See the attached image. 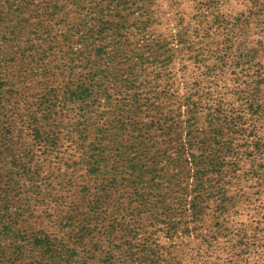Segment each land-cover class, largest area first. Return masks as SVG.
Wrapping results in <instances>:
<instances>
[{"label":"rangeland","instance_id":"374dc122","mask_svg":"<svg viewBox=\"0 0 264 264\" xmlns=\"http://www.w3.org/2000/svg\"><path fill=\"white\" fill-rule=\"evenodd\" d=\"M98 1L97 7V0H89L94 7L79 15L71 6L61 13L49 0H33L36 10L30 13L27 1L25 17L31 15L36 38H11L9 17L0 29V59L6 56L9 70L24 79H6L7 87H25L30 97L17 111L6 102L13 113H0V188L11 193L5 199L13 201L14 191L25 192L24 201L32 204L27 213L38 216L46 202L67 194L69 183L75 191L85 190L91 185L89 163L95 155H107V130L122 124L123 151L139 158L141 173L135 183L115 182L127 209L112 245L134 237L135 249L154 248L146 264H216L226 246L247 234L250 242L238 259L264 264V0ZM71 27L87 34L90 65L63 79L57 75L60 63L84 51L77 38L67 43L60 37ZM186 45L190 50L183 49ZM196 54L200 63L194 65L189 58ZM79 73L86 82L97 74L96 85L108 89L112 103L102 99L93 105L90 99L70 104L66 91L79 81ZM156 73L160 77H152ZM163 90L172 95L171 105L179 104L177 131L159 130L172 124L168 102L159 108L155 100L162 116L148 113L145 105L133 114V92L158 97ZM53 92L58 95L51 118L56 131L45 130L57 141L48 142L45 155L36 147L30 116L47 118L53 103L45 96ZM143 122L154 124L148 130ZM164 150L165 155L159 154ZM23 168L37 174L23 176ZM195 194L201 202L196 217L190 206ZM39 202L44 203L33 205ZM7 206L15 210L17 205ZM219 206L227 210L220 216ZM23 219L28 220L27 214ZM92 235V253L83 260L99 264L109 248L96 232Z\"/></svg>","mask_w":264,"mask_h":264},{"label":"trees","instance_id":"16d2710c","mask_svg":"<svg viewBox=\"0 0 264 264\" xmlns=\"http://www.w3.org/2000/svg\"><path fill=\"white\" fill-rule=\"evenodd\" d=\"M27 1L30 3V13L36 10V3H34L33 0H13V2H11V0H0V29H5L3 24L6 18L9 17L12 29L9 33L11 38L35 37L33 29L36 27L34 26V22L30 20L32 17L31 15H29V18L31 17L30 19L25 17ZM49 1L52 2L53 5L59 6L61 13L65 12L64 8L67 6L74 7L73 11H75L77 15L86 7H94L92 4H89V0ZM100 3L101 2L97 0V7ZM212 4L217 5V3ZM130 5L132 6L134 4L131 3ZM76 14L74 15L76 16ZM35 25L37 24L35 23ZM86 35L87 34H82L79 29L74 30L73 27L60 35L67 43L75 42L72 39L77 38L78 42L83 43L84 51L80 53H77L78 51L72 52L68 62L60 63L59 73L57 74L59 77L64 79L65 76L68 75L74 78L75 76L73 73L74 70H76L75 68L86 70L89 67V45L86 42ZM10 42L11 50L15 49V43L18 41L15 40L14 42ZM183 49L190 50L188 45H186V47L183 46ZM4 57L6 56H1L0 59V80L2 81L0 84V113L4 111L5 113L12 114L14 110L17 111V109H21L30 97L27 95L28 90L25 87L17 88L15 85L13 87H7L6 79L18 80V82L21 83L24 82V79L20 74L16 72L13 73L12 70H9L10 67L6 64V59ZM64 58V54L60 55L58 57L59 62H62ZM189 59L194 65L200 63L199 54L191 56ZM163 61V59L157 60L158 63ZM129 65L134 64L130 63ZM68 69L72 75L68 74ZM131 70L133 71V69ZM131 75L134 77V74ZM79 76V81L73 83L71 90L68 89L66 91L67 99L70 104H85V102L90 99H92L93 105L99 103L102 99H105L108 105L112 103L113 96L108 89L104 88L102 85H96L95 78L98 76L97 74H95L90 81L87 80V82L81 79V73H79ZM152 77H160V75L156 73L153 74ZM255 82L258 84L262 83V81ZM57 97L58 95L55 92H53L52 95L45 96L49 103H53L52 108L48 109L46 112L47 118L45 120H41L40 116L37 114L30 116V118L33 119V130L36 134V147L38 149H43L42 152L45 155L48 142L52 143L57 141V137H54L55 134H47V132L50 133L49 131H56V126L53 124L51 118L54 114V102L57 101ZM169 97H172V95H167L165 90L160 92L158 97L154 96V92L135 91L129 98V101L130 104L134 106V115L137 114L136 111L140 106L145 105L148 113L159 116H162L163 113L156 107V104L160 108L162 103L168 102V107L172 106V108L168 109V113H174V115L170 117L172 124L168 127L160 128L159 130L172 132L178 130L175 116L177 115L179 104L174 102V104L171 105ZM155 100L157 102L156 104ZM6 102H12L13 111L5 108ZM195 103L196 102L192 103L193 111L196 109ZM119 113H121V110ZM122 115L124 114H119V117H123ZM8 117L9 116H4L5 119ZM1 119L3 118L0 117V130L2 129ZM192 120L193 118H190L189 122L193 125ZM3 122L5 127L7 121ZM153 124L154 122H143V126L147 127L146 129L148 130L153 127ZM7 128H9L8 124ZM123 131L124 127L122 124H118L115 128H111L110 126L109 130H107L108 138L105 139V151L107 155H95L96 158H98L89 163V170L92 169V178L89 180L91 185L89 187H86L85 190L75 191L73 183H69L66 191L67 194L60 197V200L46 202L44 205V202L33 204L34 206L35 204L43 205L42 208H44V211L50 212V214L44 211L38 216H35L33 212L27 213L30 211L32 204L29 201H24L26 199L25 192L14 191L15 193L12 194L10 198L13 201H7L5 198L11 193L9 194L7 190L0 188V264H76L77 260L79 261L78 264H89L83 260V258L92 253L91 243L93 241L92 234L94 232L99 236V241L105 242L106 247L109 248V252L100 259L99 264H146L144 263L145 261L155 256L154 248L152 247H145V251L142 249H135L134 246H132V242L135 239L134 237L133 241H121L119 245H112L113 234L119 229V226H121L120 222L124 218L127 209L125 198L115 182L118 180L124 182L131 180L135 183V179L138 174L141 173L139 158L135 155L128 158L130 152L125 153L123 151L121 139ZM159 154L165 155L166 151L164 150ZM213 164L217 167L220 163L213 162ZM22 171L21 175L23 174V176H28L29 178L30 175L33 177L37 174L35 171H32V174H30L29 170L26 168H23ZM100 175L107 176L108 180L106 181L104 177H99ZM196 176L197 180L201 179L199 171H197ZM86 184L88 186L87 181ZM45 197H47V194L43 195V198ZM198 197L199 196L195 194L192 204H190L191 213H193L195 217L200 213L198 205L201 202ZM72 198L74 199L71 200ZM10 202L16 203L17 206H15V210L8 208L7 205L10 204ZM47 203L53 204V208H47ZM226 212L227 210H225L223 206H219L218 216ZM24 214H27L28 220L23 219ZM28 215L34 219L33 222L31 221L32 219L29 220L30 217H28ZM155 216L156 219H159L160 214L156 213ZM103 229L104 231L100 232V230ZM249 242L250 238L248 239L247 234L242 238H238L235 243L224 248L226 252L216 264H245L242 259L238 258L243 256L247 248L246 245ZM210 244L209 240L205 242V246L207 247H209ZM214 246H217V244L214 243ZM126 257L133 258V260H128Z\"/></svg>","mask_w":264,"mask_h":264}]
</instances>
